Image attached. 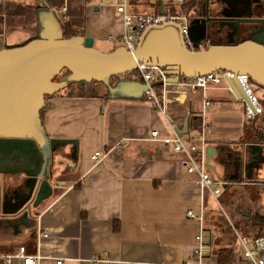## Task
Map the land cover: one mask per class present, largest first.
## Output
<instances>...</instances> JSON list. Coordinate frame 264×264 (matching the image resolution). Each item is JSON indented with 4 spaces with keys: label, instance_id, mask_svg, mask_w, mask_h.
<instances>
[{
    "label": "crops",
    "instance_id": "obj_1",
    "mask_svg": "<svg viewBox=\"0 0 264 264\" xmlns=\"http://www.w3.org/2000/svg\"><path fill=\"white\" fill-rule=\"evenodd\" d=\"M42 1L58 18L67 15L81 19L77 32L82 30V36L91 38L93 45L107 48V52L121 45L123 29L115 13L117 0ZM35 4L36 0H0V49L32 37L27 26H34L35 34ZM126 10L159 12L148 0H129ZM68 88L46 100L40 120L48 139L76 142V161L71 159V145L56 151L50 174L57 183L49 181L50 195L28 214V224L22 226L11 223V213L23 178L19 176L18 181L16 176L0 174V264H21L12 257L19 247L27 255L38 256L36 264L58 260L62 264H217L216 252L223 248L231 252L229 264L239 262L234 232L253 238L261 231L264 216L257 215L256 225L260 227L254 229L260 231L245 233L244 225L250 222L245 215L238 231L232 229L233 241L221 244L213 221L216 210L220 213L218 200L213 201L199 189L196 175L186 173L181 166L180 154L147 139L156 131L160 137L176 134L189 140L197 134L200 123L206 124L205 149L217 151L209 158L212 169L206 167L208 174L227 183L223 191L231 186L253 187L256 203L264 210V164L243 168L250 159L245 154L249 143L256 137L264 143V128L251 124L264 112V90L255 89L262 111L252 121L244 119L242 103L225 82L203 92L167 91L164 104L171 130L144 95L140 100H103L100 85L93 84L91 90ZM203 102H207L205 107ZM226 112L242 117L239 152H232L226 139L214 132ZM223 147L232 156L225 163L219 158ZM96 151L103 158L93 162L90 157ZM232 161L240 168L233 171L227 167ZM213 162L221 168L219 178L212 176ZM199 235L202 257L196 259L192 251Z\"/></svg>",
    "mask_w": 264,
    "mask_h": 264
},
{
    "label": "water",
    "instance_id": "obj_2",
    "mask_svg": "<svg viewBox=\"0 0 264 264\" xmlns=\"http://www.w3.org/2000/svg\"><path fill=\"white\" fill-rule=\"evenodd\" d=\"M155 5L163 16L161 1ZM33 12L35 34L0 49V174L23 178L11 213V223L16 226L28 224V214L50 195V168L56 151L71 145V159L76 161L75 141L48 139L43 132L40 112L55 93L69 86L90 89L97 84L104 89L103 100H140L147 87L130 79L138 65L163 69L168 84L223 71L245 75L255 89L264 90V45L248 39L201 49L206 38L204 19H188L186 32L192 51L184 45L175 23L161 22L141 34L132 52L120 45L102 53L93 48L89 37L63 38L45 1L36 0ZM244 22L259 21L235 19L236 26ZM62 72L66 76L54 81ZM224 81L237 100L244 99L234 78ZM249 147L253 152L248 149L245 154L254 162L258 146ZM216 152L205 149L207 169H212L209 158ZM226 186L223 183L222 189Z\"/></svg>",
    "mask_w": 264,
    "mask_h": 264
},
{
    "label": "built area",
    "instance_id": "obj_3",
    "mask_svg": "<svg viewBox=\"0 0 264 264\" xmlns=\"http://www.w3.org/2000/svg\"><path fill=\"white\" fill-rule=\"evenodd\" d=\"M129 0H117L115 6V13L120 16V21L123 29L120 38L121 46L126 51L132 52L136 47L141 34L153 27L158 26L161 22L175 23L184 41V45L189 51H192V45L187 38V24L188 18L181 14H171L165 12L163 16L159 14L146 13H130L126 10ZM157 3L158 0H148ZM162 7L164 4L170 6H178L185 0H160ZM64 11V9H62ZM135 72L139 80L145 84L147 90L144 97L149 102L151 108L157 111L167 122L168 127L173 130L171 123L165 111L164 99L167 91L179 93L185 91L187 93H194L196 90L205 91L212 85H218L220 82H225V78H234L239 86L244 99L240 98L238 101L242 103L243 117L246 121H252L255 117L261 114L262 106L260 99L251 88L250 80L245 75H233L232 73L218 71L208 74L204 77L188 80H180L178 84H168L165 82L166 76L163 69L157 66L138 65ZM228 87V86H227ZM155 88H158L155 90ZM229 89V88H228ZM230 91V89H229ZM207 102H203L205 107ZM209 131V127L200 123L197 128V134L188 139H183L176 134L171 137H160L156 131L149 133L148 141L159 143L163 148L169 150L171 153L180 154V164L186 173L194 174L197 177L199 189L208 194L213 200L217 201L221 195L223 182L213 179L207 172L205 164V142L204 136ZM119 146L124 147L123 143ZM103 158L100 151L94 152L90 159L97 162ZM188 217H192L190 212H187ZM235 246L239 251L240 260L236 264H264V236L259 237H245L236 232ZM203 242L202 237H197V246L193 249L192 254L196 259L202 257ZM13 258L19 259L21 264H36L39 257L36 255H27L23 247H19ZM54 264H62L61 261H55Z\"/></svg>",
    "mask_w": 264,
    "mask_h": 264
},
{
    "label": "rangeland",
    "instance_id": "obj_4",
    "mask_svg": "<svg viewBox=\"0 0 264 264\" xmlns=\"http://www.w3.org/2000/svg\"><path fill=\"white\" fill-rule=\"evenodd\" d=\"M217 0H209V10L212 11L214 10V5ZM228 1V0H227ZM230 4H233L234 0H229ZM248 0H239L240 7H238L239 10L242 11L241 15L237 14L239 17L240 16H248L249 15V10L247 9ZM184 5H187L188 3L186 1L183 2ZM230 4L225 3V6H229ZM180 6V5H179ZM184 7H177V6H170V11L169 13L171 14H181L182 16H186L188 19H191L188 14L186 15V12L183 10ZM79 14V13H78ZM253 15V13H252ZM226 16V15H225ZM76 17H80L77 16ZM57 20L59 21L58 17H56ZM34 27V26H33ZM33 27L27 26L25 29L28 30L31 35H34V30ZM249 39L263 44L264 45V36H249ZM208 42H211L212 40L207 38ZM216 42V43H215ZM213 43V42H211ZM215 44H217V41H214ZM229 43V42H228ZM223 45V42H219L217 45ZM226 44V43H225ZM208 44L203 43L201 46V49L205 48ZM109 47H111V44H109ZM93 48L99 52H107V48H101L98 47L97 45H93ZM66 76L65 72L60 73L54 81L59 82L63 77ZM128 78V76H125ZM138 80V79H135ZM251 88L253 91H255L254 85L250 82ZM99 89V86H97ZM76 88V87H74ZM70 89V86L69 88ZM158 88H155L157 90ZM102 91L101 89H99ZM239 115L237 116L236 113L233 112H226L222 115V120L220 123H217L216 126L214 127V132L218 134V136L226 139L228 146L230 147L232 152H239L240 150V145L238 144L239 142V133L241 129V122H242V117L240 115V119H238ZM256 122L251 123L247 122L246 124L249 125L250 123L254 128L262 129L264 128V112L263 114L259 117V119L255 120ZM213 133V132H212ZM246 145V143H245ZM213 166H215V173H213L214 178H219L220 175H222L221 168L220 166L213 162ZM261 176V175H260ZM261 177L260 179H262ZM14 179H17L19 181V176L17 175ZM57 180L52 176L50 178V182L52 185L56 184ZM245 189H241L238 186H231L224 190L221 194V196L218 198V204H219V211L216 210V215L213 217V221L215 223V226L217 227V231L220 237V242L221 244L225 243H231L233 241L234 234L232 232V229H235L238 231V224H241L242 219L245 218V215L250 218V222H246L244 225V232L248 233V231L252 230L257 231L258 229H254L255 227H260L259 224L256 225V222H259V220H255L254 217H257V215H263L264 216V210L261 208L259 209V206L256 203V190L253 187H244ZM246 217V218H247ZM261 232L264 231V223L260 227ZM258 230V231H260ZM239 233V232H238Z\"/></svg>",
    "mask_w": 264,
    "mask_h": 264
},
{
    "label": "flooded vegetation",
    "instance_id": "obj_5",
    "mask_svg": "<svg viewBox=\"0 0 264 264\" xmlns=\"http://www.w3.org/2000/svg\"><path fill=\"white\" fill-rule=\"evenodd\" d=\"M225 3L230 4L228 0H217L214 5V10H209V0H198L196 8L191 12H187L188 16L194 19H204L206 26V38L204 42H208L207 38L214 41L225 43H233L235 41L248 40L249 36H264V0H248L247 9L249 10L248 16L241 15L242 11L238 9L240 7L239 0H234L233 4L225 6ZM253 13V15H252ZM226 15V16H225ZM235 19H248L259 22H244L235 25ZM234 20V21H233ZM216 43V42H215ZM261 137H256L249 144L254 145L257 148V155L254 158H250L243 168H255L258 165L264 164V146L260 145ZM252 152L253 150L250 149ZM250 151V152H251ZM219 158L221 162L225 163V159L229 156V152L226 148L220 149ZM228 153V154H227ZM227 167L235 171L239 168L236 162H231Z\"/></svg>",
    "mask_w": 264,
    "mask_h": 264
},
{
    "label": "trees",
    "instance_id": "obj_6",
    "mask_svg": "<svg viewBox=\"0 0 264 264\" xmlns=\"http://www.w3.org/2000/svg\"><path fill=\"white\" fill-rule=\"evenodd\" d=\"M188 4L184 5L183 3L179 4L177 7H184L183 10L186 12H191L194 8H196L198 0H185ZM46 2V1H45ZM156 6V5H155ZM162 10L165 12H169L170 11V5H166L164 4L162 7ZM158 11H155L154 14H157ZM31 16V13H29ZM34 14V13H33ZM65 19H63V17L61 16V18L59 17V26H60V30L62 33V37L63 38H69L72 36H82V30L78 31L79 29H81L82 27V21L81 19H77L75 17H73L72 19L68 18L67 15L66 17H64ZM133 78H138V75L136 72H133L130 74ZM42 112V111H41ZM40 112V115H41ZM226 190V189H225ZM255 220H258L257 217H254ZM259 236H264V231H260V232H256L254 233L253 237H259ZM216 262L217 264H229L230 260H231V252L229 249L223 248V249H219L216 252Z\"/></svg>",
    "mask_w": 264,
    "mask_h": 264
}]
</instances>
